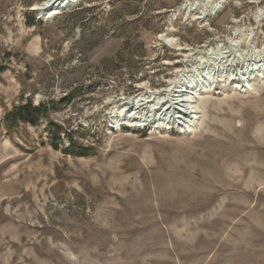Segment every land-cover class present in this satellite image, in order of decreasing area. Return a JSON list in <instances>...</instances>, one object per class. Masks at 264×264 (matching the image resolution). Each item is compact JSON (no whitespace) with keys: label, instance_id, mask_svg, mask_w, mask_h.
Wrapping results in <instances>:
<instances>
[{"label":"rangeland","instance_id":"1","mask_svg":"<svg viewBox=\"0 0 264 264\" xmlns=\"http://www.w3.org/2000/svg\"><path fill=\"white\" fill-rule=\"evenodd\" d=\"M44 1L0 0V264H264V0ZM207 61L191 132L110 119ZM27 102L47 119L10 131Z\"/></svg>","mask_w":264,"mask_h":264},{"label":"bare ground","instance_id":"2","mask_svg":"<svg viewBox=\"0 0 264 264\" xmlns=\"http://www.w3.org/2000/svg\"><path fill=\"white\" fill-rule=\"evenodd\" d=\"M228 1L229 0H205L204 1L205 8L203 9V12H201L202 17L207 18L209 16L217 14L218 12H220L225 7V4ZM73 2H75V0H45L44 2H42L39 5V7H41V8L36 7V9L37 10L39 9L41 13H44L47 16L48 15L51 16V15L56 14L60 9L62 10L68 4H71ZM194 4L195 3H193L192 6ZM204 13H205V15H204ZM263 14H264V7L257 13V15L260 17V16H263ZM214 49H216V48H214ZM217 50H216L217 51L216 54H218L219 56L222 57L223 53L220 52V49H217ZM212 52L214 53L213 50H210L209 53H212ZM210 60H212V59H210ZM214 63H212V61H207L206 66H203L202 63L201 64L197 63L198 65L194 66V68L190 69V68L185 67L186 69H182L180 71L179 75L166 88L163 89V92L162 91H161V93L156 92L155 95H147L145 93H140L138 95H135L134 97L129 98L125 103H123L122 106H124V107L119 109V113L118 112H117V114L111 113L110 119L113 120V122H115V123H121V122H123L121 119V117H122L123 120H126L127 122L133 123L136 120V116H135L136 113H134L133 111L140 110L138 112L141 114H144V112L142 110L145 109L146 107H148V105L150 103L153 105L148 107V109H150L151 107L156 109V106H158L160 104V102H165V103H163V107L159 109V110L163 111L162 115L163 114L164 115L178 114L179 117L182 116L183 118L191 116L192 119L189 120L186 124L184 123V125L181 126V131L183 129V132H185V133L191 132L192 129H190V128H192L194 126L192 124V123H194V118H195L194 113L197 112L195 110L197 108V105L195 106V100L197 99L196 96L200 95L202 92L210 91L211 88H214L215 81L212 80V79H214L213 78L214 74H215L214 71L216 70V66ZM216 63H218V62H216ZM247 69H248V67H247ZM247 69L245 70V75H247L248 77H252L255 72L253 71V69H251V70H247ZM238 74L239 73H237L236 76H238ZM201 77L211 78V80H210V82L209 81L204 82L203 79H201ZM156 99H157V102H156ZM127 109L129 111H126ZM169 110H172V111H169ZM173 110H176V111H173ZM176 119H178V118H176ZM142 120L148 121L149 119H145V120L142 119ZM180 121H182V120H180ZM134 125H135V123H134ZM162 125H163V122L154 121L152 127L154 128V130H158V129L162 128L161 127Z\"/></svg>","mask_w":264,"mask_h":264},{"label":"trees","instance_id":"3","mask_svg":"<svg viewBox=\"0 0 264 264\" xmlns=\"http://www.w3.org/2000/svg\"><path fill=\"white\" fill-rule=\"evenodd\" d=\"M35 15V14H33ZM35 17V16H34ZM76 93L73 92L71 95H68L64 98H62L61 102L64 103H70L73 98L75 97ZM56 104L54 102L52 103V107H54ZM51 109V104H39L34 105L32 102H27L25 104H22L20 106H16L5 118V124L8 125V128H10V131L12 129V126L19 123H29L32 125H39L40 120L47 119L49 110ZM53 124V123H50ZM52 136L55 140V146L58 147L63 142V138L66 135L68 137L70 146L77 147L78 146L74 143L73 139L70 137L69 134H65L64 136L61 134V131L63 130L60 126L52 125ZM81 148V147H79ZM84 152L88 149L81 148Z\"/></svg>","mask_w":264,"mask_h":264}]
</instances>
